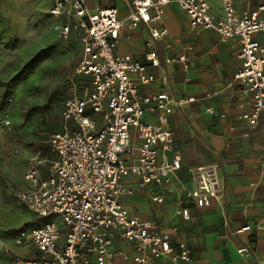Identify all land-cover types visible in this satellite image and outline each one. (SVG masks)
Instances as JSON below:
<instances>
[{"label":"built area","instance_id":"obj_1","mask_svg":"<svg viewBox=\"0 0 264 264\" xmlns=\"http://www.w3.org/2000/svg\"><path fill=\"white\" fill-rule=\"evenodd\" d=\"M259 1L254 10L238 11L235 0H221V15L216 16L207 0H127V21L131 27L146 24L150 28L146 60L153 67L160 65V58L152 43L168 35L162 23L165 7L171 4L186 14L192 29L214 30L222 41L239 39L241 66L234 73V83L251 107L240 119L255 128L264 115V0ZM52 2L50 14L59 21L60 37L68 40L73 31L79 33L75 74L88 77L92 89L85 97L73 95L64 103L62 129L49 138L55 153L49 176L41 178L35 163L25 175L30 187L16 192L19 201L41 223L19 232L16 241L18 245L31 242L38 257L18 258L15 263L115 264L121 259L124 264H155L166 258L172 264H194L185 242L173 246L169 235L124 206L123 198L133 195L134 190L125 186L123 179L138 177L144 188L171 183L181 169L180 155L173 154L174 134L161 124L143 122V118L146 111L170 114L174 107L194 102L195 97H176L167 92L140 96L139 86L152 83L155 77L146 64L117 54L125 20L116 8L90 11L86 0ZM187 60L186 55L165 58L166 63ZM12 101L0 82V129L12 126L3 109V104ZM209 110L213 113V108ZM133 130L140 141L139 156L127 163L123 156L132 151ZM190 177L192 189L185 192V197L198 207L222 200L224 189L217 163L192 167ZM150 196L154 202L164 201L153 191ZM182 202L181 197L176 214L190 221L191 210ZM56 217H60L65 230L55 222ZM250 230L251 225H245L235 234ZM116 235L132 249H114ZM249 251L247 246L238 250L240 254Z\"/></svg>","mask_w":264,"mask_h":264},{"label":"crops","instance_id":"obj_2","mask_svg":"<svg viewBox=\"0 0 264 264\" xmlns=\"http://www.w3.org/2000/svg\"><path fill=\"white\" fill-rule=\"evenodd\" d=\"M207 1L213 15L220 16L221 0H218L220 6L217 9L211 0ZM86 3L90 11L116 8L119 17L125 20L117 54L129 55L146 64L148 72L155 77L152 83L139 86L140 96L167 92L176 97H195L194 102L176 106L167 115L145 112L143 122L161 124L173 132V154L180 155L181 169L171 178L170 184L161 187L144 188L138 177L124 178V185L134 190L133 195L123 198L124 206L131 214L153 222L158 231L169 235L173 246L185 242L194 264H264V228H261L264 225V115L260 116L255 128L240 119V115L251 107L234 83V73L241 66L239 39L222 41L214 30L192 29L186 14L176 4H171L165 7L162 23L168 35L152 43L160 58V65L153 67L146 60V53L150 51V28L146 24L137 27L128 24L130 8L127 0H86ZM259 4V0H235L238 11L254 10ZM69 39L77 43L79 61V33L73 31ZM181 55L188 57L187 62H165L166 57ZM91 89L92 85L85 95L79 96L85 97ZM132 137V151L123 156L127 163L139 156L140 141L136 130L132 131ZM50 152L53 153L51 148ZM54 159L55 153L50 160L45 157L39 161L37 168L41 178L49 176ZM211 163L219 165L223 198L213 200L209 207H198L185 197V192L192 189L190 169ZM25 175L27 189L30 183ZM151 191L164 197L163 203L154 202ZM181 197V205L191 210L190 221H184L176 214ZM38 220L33 226L41 223ZM59 224L65 230L63 224ZM245 225H251L252 230L235 234ZM174 227L178 230L174 231ZM23 245L29 249L19 252L22 258L38 257L39 252L31 242ZM243 246L249 247L250 251L240 254L238 250ZM113 248L132 249L117 235ZM115 264L124 262L118 259ZM155 264L172 263L161 258Z\"/></svg>","mask_w":264,"mask_h":264},{"label":"rangeland","instance_id":"obj_3","mask_svg":"<svg viewBox=\"0 0 264 264\" xmlns=\"http://www.w3.org/2000/svg\"><path fill=\"white\" fill-rule=\"evenodd\" d=\"M211 1L219 8L218 0ZM51 5L52 0H0V82L13 99L3 104L12 126L0 129V264L22 258L19 252L29 246L17 244L18 231L39 221L16 197L27 187L26 171L51 159L49 138L63 126L65 101L91 87L88 77L75 74L77 43L60 37ZM54 220L61 223L60 217Z\"/></svg>","mask_w":264,"mask_h":264},{"label":"trees","instance_id":"obj_4","mask_svg":"<svg viewBox=\"0 0 264 264\" xmlns=\"http://www.w3.org/2000/svg\"><path fill=\"white\" fill-rule=\"evenodd\" d=\"M17 79V77H15V79L14 80H16Z\"/></svg>","mask_w":264,"mask_h":264}]
</instances>
